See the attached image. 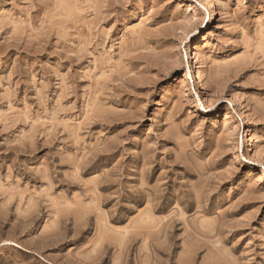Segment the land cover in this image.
I'll return each mask as SVG.
<instances>
[{"label":"rangeland","instance_id":"rangeland-1","mask_svg":"<svg viewBox=\"0 0 264 264\" xmlns=\"http://www.w3.org/2000/svg\"><path fill=\"white\" fill-rule=\"evenodd\" d=\"M0 264H264V0H0Z\"/></svg>","mask_w":264,"mask_h":264},{"label":"bare ground","instance_id":"bare-ground-1","mask_svg":"<svg viewBox=\"0 0 264 264\" xmlns=\"http://www.w3.org/2000/svg\"><path fill=\"white\" fill-rule=\"evenodd\" d=\"M206 26H207V24H206ZM200 41L202 42V41H205V40L201 39ZM246 123H247V121H245L244 118H242V117L239 118V124H238L239 127L245 125Z\"/></svg>","mask_w":264,"mask_h":264}]
</instances>
